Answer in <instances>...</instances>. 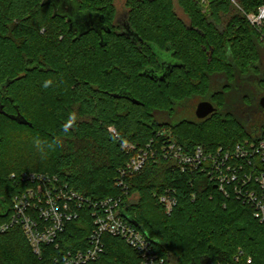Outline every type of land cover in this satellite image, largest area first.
<instances>
[{
	"label": "trees",
	"instance_id": "1",
	"mask_svg": "<svg viewBox=\"0 0 264 264\" xmlns=\"http://www.w3.org/2000/svg\"><path fill=\"white\" fill-rule=\"evenodd\" d=\"M115 1L0 0V107L32 124L0 113V224L28 186L20 177L45 174L92 202L121 199L125 219L135 221L174 264H264V223L250 204L233 193L225 196L202 169L182 172L159 157L125 176L127 190L116 183L135 153L127 145L143 149L174 141L187 152L199 146L214 152L264 139V125L247 120L249 111L238 118L220 109L191 121L189 105L176 108L212 95L219 76L227 83L213 97L228 107L234 79L260 72L264 41L242 10L257 11L264 0H239L242 10L229 0H178L189 24L177 15L174 0H127L125 22L133 36L116 25ZM73 2L79 15L95 17L97 25L77 32L72 22L71 28L72 16L58 8ZM170 59L182 66L161 82L154 76ZM256 93L251 105L264 118L258 103L264 86ZM13 125L18 129L7 128ZM168 191L178 199L171 214L159 201ZM92 213L83 206L60 235V247L45 245L41 255L22 227L0 233V264H62L65 251L88 247ZM104 242L106 253L93 264H141L124 240L106 236Z\"/></svg>",
	"mask_w": 264,
	"mask_h": 264
},
{
	"label": "built area",
	"instance_id": "2",
	"mask_svg": "<svg viewBox=\"0 0 264 264\" xmlns=\"http://www.w3.org/2000/svg\"><path fill=\"white\" fill-rule=\"evenodd\" d=\"M201 1L207 3V0ZM229 1L241 9L239 0ZM242 12L264 41V5L254 12ZM110 131L116 134L115 129L110 128ZM126 148L135 153L116 180L123 190L128 189L125 176L141 172L150 160L162 157L175 162L182 172L200 169L207 172L225 196L229 197L233 193L239 200L250 204L255 217L264 223V139H247L233 149L221 147L214 152H208L201 146L187 152L174 141L160 147L148 145L137 149L127 145ZM12 178L17 176L13 175ZM20 179L28 186L13 198L9 217L0 224V233L13 226L22 227L35 254L41 255L45 245L59 248L60 235L64 233L67 223L78 219L80 210L87 205L93 208L94 218L88 247L65 251L60 258L62 264L98 262L106 253V236L124 240L139 254L141 264H173L170 258L156 250L132 222L125 219L121 199L108 198L92 202L70 190L56 176L24 173ZM159 201L169 214L178 205V199L171 191L160 196Z\"/></svg>",
	"mask_w": 264,
	"mask_h": 264
},
{
	"label": "flooded vegetation",
	"instance_id": "3",
	"mask_svg": "<svg viewBox=\"0 0 264 264\" xmlns=\"http://www.w3.org/2000/svg\"><path fill=\"white\" fill-rule=\"evenodd\" d=\"M125 6L127 8V12H125L123 15L121 16H118V13H117V17H116V25L118 27H120V31L121 32H126V26H125V21L127 20L128 18V12H129V9L127 7V1L125 3ZM83 15L81 16H78L76 21L74 22L75 24V27L77 29V32H80L82 29H84L85 27H88L85 25V20L83 19ZM74 20V19H73ZM97 25L96 24H91L90 26H95ZM182 64L175 60V59H170V60H164L162 62V73L161 74H158L157 76H154L156 77V79H158L159 81L161 82H165L169 77H168V73L169 72H172L175 68L177 67H181ZM260 73V72H259ZM258 73L257 74H252V75H249V76H241V75H238L236 77V79H234L233 81V85L231 87L232 90L230 93H228V95L226 96V102L228 104V107H219L216 102H215V97H213V93L217 92V91H221L222 88L225 86V84L227 83L225 81V83L223 84L221 80H219V77L216 78L214 81H213V84L211 86V90H210V94L212 95H207L206 97L204 98H194L190 101H188L186 104L183 102V103H180L176 106L177 108V112H178V108L180 110H182V108L186 105H191L192 103H194L195 100H199L198 103H197V106L202 103V102H210L214 108L216 109V111L213 113H217L218 111H220V109L223 110V112L225 111L224 109H226L227 111L231 110L232 108L234 110L232 111H229L228 113H231L233 116L235 115V117H238V118H241L240 115L241 113L244 111H249L250 113H248L247 115V120L251 121L252 123H254V125H259L260 126H263L264 125V118H260L258 120H253L254 119V116L252 114V112L254 111V108L252 107L251 105V101L252 100H255L256 99V96H257V93H256V87L257 86H264V74H262L261 77H257ZM152 77V78H154ZM233 96L237 97V98H240L241 101L243 102V104L245 105V109L243 108H239L241 113L238 112V108H235L234 105L236 104L235 100L233 99ZM258 97V96H257ZM264 97V94L259 98V101L261 100V98ZM258 101V103H259ZM230 103H232V106L230 105ZM239 103V101H238ZM249 105V106H248ZM188 106V107H189ZM197 106L195 107V109L193 110L194 111V114L189 116L190 120L191 121H195V120H198V121H201V120H205V119H208L211 117V114L210 116H208L207 118L205 119H199L196 115V110H197ZM260 108V106H259ZM261 109V108H260ZM262 110V109H261ZM259 111V110H257ZM243 114V113H242ZM245 114H243L244 116ZM242 116V118H243ZM182 118H185V117H181ZM179 118L177 117L176 121H178Z\"/></svg>",
	"mask_w": 264,
	"mask_h": 264
},
{
	"label": "rangeland",
	"instance_id": "4",
	"mask_svg": "<svg viewBox=\"0 0 264 264\" xmlns=\"http://www.w3.org/2000/svg\"><path fill=\"white\" fill-rule=\"evenodd\" d=\"M126 1L127 0H116L115 1V4H116V9H117V13H118V16H121V15H123L125 12H127L128 10H127V8H126V6H125V3H126ZM173 6H174V9H175V11H176V13H177V15L186 23V24H189L190 23V21H189V17H188V15H186V13L184 12V10H183V8L179 5V3H178V0H174V2H173ZM58 11L59 12H61V13H64V14H68V15H70V16H73L74 18H76L77 17V2H73L72 3V5L71 6H69L67 9L64 7V6H61V7H59L58 8ZM260 73H258V75H257V77L259 78V77H261L262 76V74H264V49H263V51H262V55H261V64H260ZM219 80H221L222 81V83L224 84L225 83V80L223 79V77H221V76H219ZM233 83V82H232ZM233 99L235 100V102H236V104H235V108H238V112H240L241 113V111H240V109L239 108H243V109H245V105L243 104V102L241 101V99L240 98H237L236 96L234 97L233 96ZM198 101L199 100H195L194 101V103H192L189 107H187V108H189L188 109V111H187V113H188V115L189 116H191V115H193L194 114V108H193V106H197V103H198ZM238 101H239V103H238ZM249 106V105H248ZM232 110H234L233 108L231 109V110H229V111H232ZM243 113H244V111H243ZM252 114H253V116H254V119L253 120H258V119H260V118H263L262 117V114L259 112V111H257L256 109H254V111L252 112ZM241 116H243L242 115V113H241ZM4 128V127H3ZM8 129H11V130H17L18 128L16 127V126H10V128H9V126L7 127ZM6 129V128H5ZM40 137V136H39ZM40 139V138H39ZM43 141V140H42ZM174 264V263H173Z\"/></svg>",
	"mask_w": 264,
	"mask_h": 264
},
{
	"label": "water",
	"instance_id": "5",
	"mask_svg": "<svg viewBox=\"0 0 264 264\" xmlns=\"http://www.w3.org/2000/svg\"><path fill=\"white\" fill-rule=\"evenodd\" d=\"M61 5H63V2ZM77 14H78L77 17L83 15V17H84L83 19L85 20L86 26L89 27L91 24H96V18L95 17H93L91 15H86V14H80L79 15L78 12H77ZM72 17L69 18L71 28H73L72 22L74 23L77 19V17L76 18H74V17L72 18ZM125 26H126V32H122V34L127 35V36H133V32L131 31L130 26L127 25V23L125 24ZM134 103L140 104L138 101H134ZM259 106L262 110H264V97H262L261 100L259 101ZM215 111H216V109L214 108V106L210 102H202L197 106L196 115L199 119H205L208 116H210L211 114H213ZM0 113L7 115L10 119L17 121L18 123H20L22 125H29L32 127V124L30 122H28V120L25 119V117H23L20 113H18L17 115H9L3 110L2 107H0ZM255 140H260V139H255ZM7 214H8V211L5 212L3 215L6 216ZM132 223L137 225L135 221H132Z\"/></svg>",
	"mask_w": 264,
	"mask_h": 264
}]
</instances>
